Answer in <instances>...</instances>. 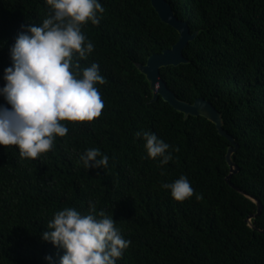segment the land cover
Masks as SVG:
<instances>
[{
	"label": "trees",
	"instance_id": "trees-1",
	"mask_svg": "<svg viewBox=\"0 0 264 264\" xmlns=\"http://www.w3.org/2000/svg\"><path fill=\"white\" fill-rule=\"evenodd\" d=\"M168 1L199 34L184 50L188 62L163 67L162 77L180 99L205 98L222 112L239 171L228 179L235 145L213 121L153 101L139 65L172 48L178 30L152 0H100L99 25L82 27L94 50L80 64L97 63L106 78L101 115L62 121L67 135L35 159L0 145V264H48L47 255L58 264L63 250L40 234L55 212H86L90 200L131 241L116 264H264V0ZM50 11L46 0H0V87L20 26ZM0 104L10 107L3 96ZM140 130L178 147L173 160L148 158ZM88 148L109 156L106 169L84 167ZM180 175L203 199L177 201L161 187Z\"/></svg>",
	"mask_w": 264,
	"mask_h": 264
},
{
	"label": "clouds",
	"instance_id": "clouds-1",
	"mask_svg": "<svg viewBox=\"0 0 264 264\" xmlns=\"http://www.w3.org/2000/svg\"><path fill=\"white\" fill-rule=\"evenodd\" d=\"M50 14L39 25L22 24L9 47L11 65L3 72L0 87L7 105L0 104V145H15L23 158L35 159L51 150L57 137L69 129L62 121H92L101 115L104 102L97 85L105 84L99 65L82 67L94 44L82 31L89 21L99 25L105 8L100 0H46ZM142 138L147 157L159 165L173 160L179 148L151 130L135 133ZM172 149V151H169ZM80 160L87 169H106L109 156L88 148ZM177 201L203 199L186 175L161 184ZM113 214L97 211L93 201L86 212L65 207L54 213L40 235L63 250L58 264H116L131 241L116 226ZM45 260L57 264L51 255Z\"/></svg>",
	"mask_w": 264,
	"mask_h": 264
},
{
	"label": "water",
	"instance_id": "water-1",
	"mask_svg": "<svg viewBox=\"0 0 264 264\" xmlns=\"http://www.w3.org/2000/svg\"><path fill=\"white\" fill-rule=\"evenodd\" d=\"M152 1L163 20L176 28L180 33L179 41L172 48L166 49L162 53L152 55L146 64L139 65L140 70L151 82V86L154 91L153 101H158L160 97H162L177 110L185 113L186 116H204L217 125L221 134L229 138L235 145L230 148L228 153V161L231 165V174L228 178L230 179L234 173L239 171L238 165L233 160V154L236 152L238 145H236L235 138L224 128L225 121L222 112H220L210 100L205 98H198L194 103L180 99L178 95L169 87L168 83L163 79L161 74V69L163 67L172 65L178 66L188 62V59L184 54V50L191 41L196 39L199 32H191L188 22L181 20L177 16L173 6L168 0ZM251 198L258 203V214H260L263 209L262 202L254 197Z\"/></svg>",
	"mask_w": 264,
	"mask_h": 264
}]
</instances>
